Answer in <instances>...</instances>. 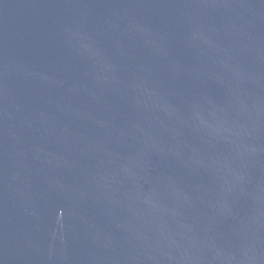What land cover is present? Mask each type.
Listing matches in <instances>:
<instances>
[{
    "label": "water",
    "instance_id": "1",
    "mask_svg": "<svg viewBox=\"0 0 264 264\" xmlns=\"http://www.w3.org/2000/svg\"><path fill=\"white\" fill-rule=\"evenodd\" d=\"M0 264H264V0H0Z\"/></svg>",
    "mask_w": 264,
    "mask_h": 264
}]
</instances>
